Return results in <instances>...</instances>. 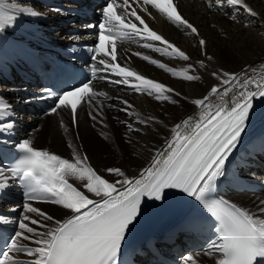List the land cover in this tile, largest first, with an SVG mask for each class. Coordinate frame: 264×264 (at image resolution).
I'll return each instance as SVG.
<instances>
[{
    "label": "snow or ice",
    "instance_id": "1",
    "mask_svg": "<svg viewBox=\"0 0 264 264\" xmlns=\"http://www.w3.org/2000/svg\"><path fill=\"white\" fill-rule=\"evenodd\" d=\"M213 3L217 8H233L232 19L243 12L248 24L253 22L252 18L259 17L245 0H209V7ZM148 6L177 28L199 38V49L206 50L207 41L200 37L198 28L180 14L174 0H122L121 3L108 0L101 10L102 21L98 26L87 25L99 29L98 43L89 48L93 53L90 71L100 80L175 105L179 100L173 95L181 97V93L147 78L127 64L122 66L118 61V43H133L164 57L190 60L189 55L154 31L138 14L139 8L150 16ZM18 13L40 15L26 7L12 12L0 9V33L14 25ZM156 42L160 46H156ZM132 55L183 81L201 79L200 75L190 74L195 72L191 64L177 70L141 52ZM212 59L207 56L208 61ZM198 66L207 67L203 60L198 61ZM211 75L218 83L212 85L203 98L190 101L199 114L183 118L170 128L164 146L154 151L148 165L137 176L127 175L120 167H108L104 171L116 177L110 182L92 166L87 153L82 154L72 142L68 143L72 149L71 158L37 149L27 138L18 143L19 158L9 168L0 170V193L18 184L24 190L26 202L22 217L13 220L0 215V224L16 223L19 229L10 237L7 250L0 253L3 257L0 264H120L127 235L143 214L144 207L149 201H166L172 190H176L178 196L192 198L201 207L200 217L192 218L190 227H200L201 218L214 220L216 239L210 242L204 255L214 258L215 264H264V207L252 213L228 200L214 197L216 182L225 176L226 162L246 129L254 101L257 97L264 99V82L254 81L246 75L241 79L237 73L223 69L213 71ZM113 76L120 79H113ZM93 83L88 78L59 93L46 88V95L54 101L48 114L67 110L71 113L72 124L76 125L78 110L87 105L91 109L89 118L97 121L100 117L103 123L101 98L113 97L94 90ZM116 99L123 105L117 110L135 117V123L144 127L162 123L155 117L142 118L129 101ZM12 115L11 105L0 98V135L14 129ZM121 123L129 133L142 131L133 123ZM61 126H64L63 122ZM103 136L108 139L107 134ZM70 179L81 187L74 186ZM27 201L50 202L62 207L69 215L56 219ZM261 204L264 205V201ZM29 213L35 214L36 218ZM11 253L29 259L17 260ZM184 264H196V261L188 255Z\"/></svg>",
    "mask_w": 264,
    "mask_h": 264
},
{
    "label": "bare ground",
    "instance_id": "2",
    "mask_svg": "<svg viewBox=\"0 0 264 264\" xmlns=\"http://www.w3.org/2000/svg\"><path fill=\"white\" fill-rule=\"evenodd\" d=\"M246 1L259 12L260 20L263 23L255 20L251 24L243 23L246 18L243 12L237 15L235 19H232V15L220 13V8H217L214 3L215 7L212 10L198 0H180L181 12L197 26L200 36L207 41L205 56L202 55L197 43L198 40L195 37L188 34L183 28H177L175 25L169 24V22L166 23L155 16V14L152 22L153 26L183 48L187 55L190 56V60L182 61L179 58H168L150 49H139L132 46L127 49H120L119 54L123 63L135 67L147 78L163 83L181 93V97L173 95V98L178 99L179 103L173 105L169 102H160L147 94L136 93L128 87L119 89L115 86L97 87L96 91L106 92L109 97H113V99L101 98L103 101V123L100 122V117L97 118V121L89 118L88 112L91 109L87 105L82 110H78V123L75 126L72 124L67 110H60L56 114L35 120L33 123H35L36 127L32 134L28 135V139L33 142V146L37 143L35 147L45 148V150H49L54 154L58 153V155L64 156L63 158H71L70 154L72 152L70 148L68 149L69 152L66 151L67 147L64 146L63 142L66 141L67 145L72 142L75 147L79 148L80 152L84 151V153H87L92 166L99 174L109 179L110 182L115 179H112L110 174L108 175L104 171V165L120 167L127 175L137 176L141 169L148 165L154 151L164 146L165 137L169 136V129L179 123L181 119L199 114V110L190 101L203 98V96L208 94L210 87L218 83L211 75L213 71L223 69L231 73H237L241 79L246 75L254 81L262 82L264 80V0ZM207 2L209 0H206ZM22 7L35 10L34 7L26 3V0H0V9L4 11L12 12ZM241 16L243 17L241 18ZM30 17L33 16L18 13L14 25H23L25 18ZM156 46L160 45L157 44ZM134 52L149 55L153 59H158L177 70L191 64L195 67V72L190 74L200 75L201 79L189 82L173 77L164 70L132 55ZM224 54L226 56L222 59ZM207 56H212L213 59L208 61ZM200 60L204 61L207 65L206 68L202 69L198 66V61ZM249 87L254 88V85H249ZM10 88L12 87L8 89ZM2 93L3 91L0 90V94ZM5 98L10 101L11 108L15 104L19 105V101L13 95L10 96L8 94ZM116 98L129 101L133 105L134 111L139 113L142 118L155 117L162 123L153 124L151 127H144L135 123V117L127 116L117 110L123 105L118 103ZM212 99L213 101L216 100L215 97ZM121 121L133 123L134 127L142 129L141 133H129ZM61 122H63V127ZM103 125H107V127ZM41 129L45 130L42 133L44 137H42V142H40L39 135V132H41L39 130ZM46 131L50 135L46 134ZM103 134H107L108 139L111 141L105 140ZM129 140H131V143L128 142ZM52 142L54 143L52 144ZM41 143H43V147H39ZM52 149L57 153L53 152ZM105 151H109L110 155L111 153L114 154L112 159L110 157L109 159L108 157L106 159L102 158V154ZM240 156L241 153L236 157ZM222 178H225V176ZM242 180L244 181L243 185L252 181L251 177L248 176L242 177ZM70 182H74L76 187H81L75 180L70 179ZM231 200L237 206L252 213H257L260 207H264L261 204L264 201V195L233 194L231 195ZM40 208H43L44 212L52 216L60 211H65L57 205ZM23 215L24 212L21 209L20 217ZM28 215L36 218L35 214L29 213ZM192 256L196 264H213L215 262L214 258L204 255V252L194 253ZM13 257H17L18 260L29 259L22 254L16 253Z\"/></svg>",
    "mask_w": 264,
    "mask_h": 264
},
{
    "label": "rangeland",
    "instance_id": "3",
    "mask_svg": "<svg viewBox=\"0 0 264 264\" xmlns=\"http://www.w3.org/2000/svg\"><path fill=\"white\" fill-rule=\"evenodd\" d=\"M225 56H226V54H224V55H222V59H224L225 58ZM46 128H49V127H46ZM39 131H41V132H39V135H40V142H42V137H43V135H42V133H44L43 131H45L44 129H41V130H39ZM46 134H48V135H50V133H48L47 131L45 132ZM44 138V137H43ZM109 142L111 141L110 139H107ZM39 142V143H40ZM68 142V141H67ZM38 143V144H39ZM54 142H52V144H53ZM63 144H64V146L65 147H67L66 148V151H68V149H69V147H68V145L66 144V141L65 142H63ZM106 144V143H105ZM34 145H35V143H34ZM36 145H37V143H36ZM35 145V146H36ZM38 147V146H37ZM39 147H43V143H41V146H39ZM109 147V146H108ZM42 150H45V148H41ZM51 150V149H50ZM49 151V150H48ZM52 151L53 152H56V151H54V149H52ZM61 151V150H60ZM51 152V151H50ZM62 152V151H61ZM69 152V151H68ZM67 152V153H68ZM57 153V152H56ZM60 153V152H59ZM58 154V153H57ZM69 154V153H68ZM71 155V154H70ZM113 155L114 154H112L111 153V155H110V152L108 151H105L103 154H102V158L103 159H106L107 157H108V159H109V157H110V159H112V157H113ZM64 157V156H63ZM66 158V157H65ZM106 166L107 165H104V169H106ZM111 165H109V166H107V168L108 167H110ZM108 174V173H107ZM109 175V174H108ZM111 176V178L113 179H116V177H114V176H112V175H110ZM74 183V182H73ZM74 185H75V183H74ZM76 186V185H75ZM79 188V187H78ZM49 205H53V204H51L50 202H48V203H38L36 206H39V207H45V206H49ZM58 207H60V206H58ZM61 208V207H60ZM40 209H42V211H43V208H40ZM62 209V208H61ZM63 210V209H62ZM68 214V212L65 210V211H60L58 214H56V215H54V217L56 218V219H64L65 217H66V215Z\"/></svg>",
    "mask_w": 264,
    "mask_h": 264
}]
</instances>
